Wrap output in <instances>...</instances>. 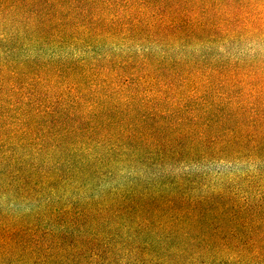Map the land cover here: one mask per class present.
Returning a JSON list of instances; mask_svg holds the SVG:
<instances>
[{"label": "trees", "instance_id": "1", "mask_svg": "<svg viewBox=\"0 0 264 264\" xmlns=\"http://www.w3.org/2000/svg\"><path fill=\"white\" fill-rule=\"evenodd\" d=\"M0 264H264V0H0Z\"/></svg>", "mask_w": 264, "mask_h": 264}, {"label": "rangeland", "instance_id": "2", "mask_svg": "<svg viewBox=\"0 0 264 264\" xmlns=\"http://www.w3.org/2000/svg\"><path fill=\"white\" fill-rule=\"evenodd\" d=\"M3 243H1V240H0V259H1V257L3 256H5V252H6V248H2L3 247Z\"/></svg>", "mask_w": 264, "mask_h": 264}]
</instances>
